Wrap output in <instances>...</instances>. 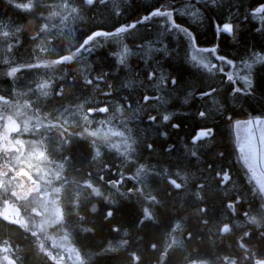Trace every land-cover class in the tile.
<instances>
[{"label":"trees","instance_id":"trees-1","mask_svg":"<svg viewBox=\"0 0 264 264\" xmlns=\"http://www.w3.org/2000/svg\"><path fill=\"white\" fill-rule=\"evenodd\" d=\"M261 3L0 0V211L22 220L0 215L7 264H264V197L233 129L264 118L244 79L264 69ZM155 9L172 20L112 35ZM22 173L36 197L14 196ZM38 196L60 212L43 228Z\"/></svg>","mask_w":264,"mask_h":264},{"label":"rangeland","instance_id":"rangeland-1","mask_svg":"<svg viewBox=\"0 0 264 264\" xmlns=\"http://www.w3.org/2000/svg\"><path fill=\"white\" fill-rule=\"evenodd\" d=\"M251 122V123H249ZM14 123L11 121L6 122L5 130L2 134V145L9 144V134L13 132L16 128ZM234 134L236 137V143L241 155L243 162L248 170V175L250 180L254 183L256 188L262 193L264 197V118H254L247 120H238L233 123ZM7 175L6 172H0V176ZM1 178V177H0ZM18 188L15 190L14 196L19 199H26L31 197H36L38 194V189L36 186L31 187V180L24 176L23 173L19 174L18 177ZM38 196L37 203L40 204L48 215L42 216L45 223L40 224V228L44 225H48V222L55 223L60 219V212L58 207H49V205L44 204L47 199ZM43 203V204H42ZM41 215V213H39ZM0 215L10 222L22 223L20 219L17 207L14 204L6 203L3 209L0 211ZM7 250L0 247V264H7L6 258ZM63 260L64 257H61ZM60 259V260H62Z\"/></svg>","mask_w":264,"mask_h":264},{"label":"snow or ice","instance_id":"snow-or-ice-1","mask_svg":"<svg viewBox=\"0 0 264 264\" xmlns=\"http://www.w3.org/2000/svg\"><path fill=\"white\" fill-rule=\"evenodd\" d=\"M102 2H105V0H102ZM86 3L89 6H91L92 4L95 3V0H86ZM15 6L20 7L21 10H24V11H30L31 10V7L29 5H27V4L23 5V6H20V5H15ZM260 13H264V3L259 4V6L254 9L253 15H257V14H260ZM172 16H173V14L171 12H164V11H162L160 9H155V10L151 11L150 14L145 15L141 20L136 21L135 23H131L130 25H127L126 27H124V26L117 27L115 29V32L112 33V35H117V34H121V33H128L129 34V33L132 32V31H129L130 29L134 30L135 28H137L138 24L147 23L152 18H155V17H167L168 20L171 21L172 20ZM172 27L178 29V26L175 25V24H173ZM217 30H218V32L221 31L220 28H218ZM222 30L224 32L231 33L232 32V25L231 24H225L223 26ZM184 31L186 32L187 30L185 29ZM4 34L7 35V33H4ZM188 34L191 35L190 33H188ZM192 42L195 43L194 38H193ZM262 50H264V48H262ZM126 51H127V49H125V52ZM204 51H210L213 54H215L217 49L216 48L204 49ZM254 55H255V53H254ZM216 58L218 60H220L221 62H224V63H227V64H232V61L228 60L224 56H219L218 55ZM256 60H264V57H260V56L257 55L256 56ZM119 62L121 64L124 63L123 55L120 56ZM245 66L250 70V75L247 76V77H244L245 82L247 84L246 95L249 96V97H254L256 94H259L261 97H264V69H256L255 72L253 73V72H251V70L253 68L252 64H246ZM213 67H215V65H213ZM148 78L150 80L152 79V73L151 72L148 73ZM227 78H228L229 81H232V79H233V77L231 75H229ZM172 83L176 84V79L175 78L172 80ZM233 91L239 93L241 91V89L236 88ZM200 116H201V118H204L205 117V113L201 112ZM167 119H168V117H165V120H167ZM249 123H251V122H249ZM211 134H214V130L213 129L201 130V131L198 132L196 140L198 141L200 139L210 138Z\"/></svg>","mask_w":264,"mask_h":264},{"label":"water","instance_id":"water-1","mask_svg":"<svg viewBox=\"0 0 264 264\" xmlns=\"http://www.w3.org/2000/svg\"><path fill=\"white\" fill-rule=\"evenodd\" d=\"M164 262V258L162 259V262L161 263H163Z\"/></svg>","mask_w":264,"mask_h":264}]
</instances>
